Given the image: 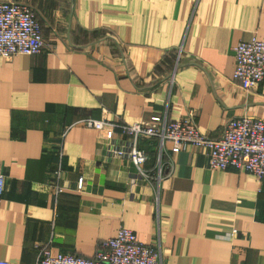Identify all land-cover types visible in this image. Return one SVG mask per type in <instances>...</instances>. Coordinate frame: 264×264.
<instances>
[{"label":"crops","instance_id":"0c3cea01","mask_svg":"<svg viewBox=\"0 0 264 264\" xmlns=\"http://www.w3.org/2000/svg\"><path fill=\"white\" fill-rule=\"evenodd\" d=\"M9 1L33 9L46 46L0 57V260L34 264L41 244L92 257L125 227L161 264H264V176L210 169L206 149L169 143L151 174L154 138L138 141L152 178L108 153L122 125L153 116L191 114L210 138L233 117L264 120V81L245 92L233 79L234 45L264 41V0Z\"/></svg>","mask_w":264,"mask_h":264},{"label":"built area","instance_id":"2783aa9c","mask_svg":"<svg viewBox=\"0 0 264 264\" xmlns=\"http://www.w3.org/2000/svg\"><path fill=\"white\" fill-rule=\"evenodd\" d=\"M46 46L41 26L33 9L25 3L0 0V57L9 59L14 55H37ZM233 79L240 88L248 92L254 85L264 81V41L252 36L248 40L238 41L233 47ZM77 123L95 130H101L108 122L105 119L84 117ZM161 123V124H160ZM160 124V125H159ZM125 139L118 146L110 145L108 153L112 156L126 157L140 174L152 178L143 165L148 157L138 146L143 138H156L159 143L157 176L162 171L161 155L165 143L170 151L178 153L189 146L208 151L209 168L225 170L233 168L245 171L257 179L264 176V120L250 116L233 117L227 121L221 134L210 138L201 133L193 115L177 120L164 121L158 116L151 117L149 125L133 123L122 125ZM61 157V154H58ZM60 169L56 171L59 176ZM5 186V177L0 174V195ZM84 179L78 176L76 191H82ZM56 192L61 188L55 185ZM232 230L227 236L235 234ZM0 264H9L0 260ZM34 264H161V256L154 246L142 243L136 234L120 227L115 235L99 241L92 257H83L74 253L53 255L49 244L36 245Z\"/></svg>","mask_w":264,"mask_h":264},{"label":"trees","instance_id":"16d2710c","mask_svg":"<svg viewBox=\"0 0 264 264\" xmlns=\"http://www.w3.org/2000/svg\"><path fill=\"white\" fill-rule=\"evenodd\" d=\"M154 139H156V138H154ZM156 165H157V154H155L154 156H153V161H152V164H151V168H152V170H151V174H154L153 173V171L155 172V167H156Z\"/></svg>","mask_w":264,"mask_h":264}]
</instances>
